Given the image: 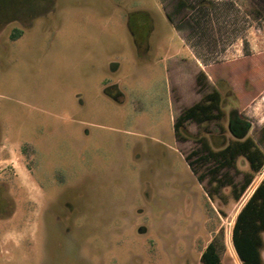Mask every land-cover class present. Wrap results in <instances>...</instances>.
Masks as SVG:
<instances>
[{"label": "rangeland", "instance_id": "374dc122", "mask_svg": "<svg viewBox=\"0 0 264 264\" xmlns=\"http://www.w3.org/2000/svg\"><path fill=\"white\" fill-rule=\"evenodd\" d=\"M259 67L264 0H0V264H202L218 234L241 264L231 231L264 169L212 200L185 156L233 140L232 112L258 142ZM216 91L221 111L177 140L175 118ZM249 171L240 157L220 175Z\"/></svg>", "mask_w": 264, "mask_h": 264}, {"label": "trees", "instance_id": "16d2710c", "mask_svg": "<svg viewBox=\"0 0 264 264\" xmlns=\"http://www.w3.org/2000/svg\"><path fill=\"white\" fill-rule=\"evenodd\" d=\"M263 70V67H259L254 70V73H260ZM213 111H221V96L217 91L206 96L201 103L183 110L175 118L174 130L177 140L187 139L188 133L185 128L187 122L206 123ZM249 130L250 125L232 112L228 131L233 140L221 146L219 150H214L207 142L203 141L201 149L185 156V160L201 184H205V181L209 178L208 184L215 185L213 191L204 185L205 191L212 200L220 194L222 188L231 186L234 199L239 201L244 192L251 186L255 177L263 171L264 127L261 130L258 142L249 136ZM195 156H200V163L208 166V175L200 172L197 161L194 160ZM240 157L248 162L250 171L244 175L243 184L238 186L227 180V177L223 179L220 174L223 169H234L236 160ZM11 206L14 208L13 203ZM9 216L7 215V218ZM231 243L241 264H264V177L239 211L232 227ZM224 248L225 245L221 236L219 234L214 236L202 252L201 263L223 264L222 252Z\"/></svg>", "mask_w": 264, "mask_h": 264}, {"label": "flooded vegetation", "instance_id": "af4514ba", "mask_svg": "<svg viewBox=\"0 0 264 264\" xmlns=\"http://www.w3.org/2000/svg\"><path fill=\"white\" fill-rule=\"evenodd\" d=\"M12 203L14 207V202L12 199L7 197V183L0 182V220H7L11 217L14 212V208L11 206ZM7 215L10 216L7 218Z\"/></svg>", "mask_w": 264, "mask_h": 264}, {"label": "crops", "instance_id": "0c3cea01", "mask_svg": "<svg viewBox=\"0 0 264 264\" xmlns=\"http://www.w3.org/2000/svg\"><path fill=\"white\" fill-rule=\"evenodd\" d=\"M195 67L197 68V70L199 72H203L205 73V75H207V71L206 69L208 70V66L204 64V62H202L198 57L195 58ZM188 72V71H187ZM187 72H179L178 74H176V80H177V84L178 85H181V86H184V87H187L189 85V83L187 82L188 81V73ZM226 82H229V79H225ZM263 258H264V252H263Z\"/></svg>", "mask_w": 264, "mask_h": 264}]
</instances>
